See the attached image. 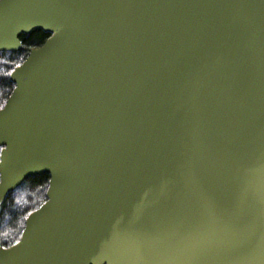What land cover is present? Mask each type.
<instances>
[{"label": "water", "instance_id": "obj_1", "mask_svg": "<svg viewBox=\"0 0 264 264\" xmlns=\"http://www.w3.org/2000/svg\"><path fill=\"white\" fill-rule=\"evenodd\" d=\"M34 31L0 205L49 182L0 264H264V0H0V53Z\"/></svg>", "mask_w": 264, "mask_h": 264}, {"label": "trees", "instance_id": "obj_2", "mask_svg": "<svg viewBox=\"0 0 264 264\" xmlns=\"http://www.w3.org/2000/svg\"><path fill=\"white\" fill-rule=\"evenodd\" d=\"M48 35L40 31L21 38L22 46L14 53H0V108L13 90L9 75L27 57L30 47H39ZM49 176L42 174L24 180L9 193L0 205V247L7 248L17 243L25 220L46 201Z\"/></svg>", "mask_w": 264, "mask_h": 264}, {"label": "flooded vegetation", "instance_id": "obj_3", "mask_svg": "<svg viewBox=\"0 0 264 264\" xmlns=\"http://www.w3.org/2000/svg\"><path fill=\"white\" fill-rule=\"evenodd\" d=\"M35 32V31H34ZM41 32V31H40ZM33 33V32H32ZM32 33H29V34H21L19 37H18V40H19V42H20V48H21V46H22V42H21V38H23V37H25V36H28V35H30V34H32ZM43 33V32H42ZM43 34H45V33H43ZM46 35V34H45ZM46 39L44 38V40H43V42L45 41ZM33 48H37L36 46H34V47H30L29 48V50H31V49H33ZM20 50V49H19Z\"/></svg>", "mask_w": 264, "mask_h": 264}]
</instances>
